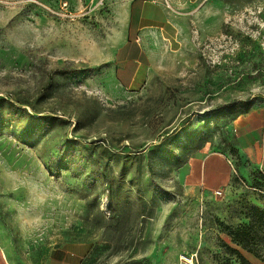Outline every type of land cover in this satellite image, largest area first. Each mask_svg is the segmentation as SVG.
<instances>
[{
	"label": "rangeland",
	"instance_id": "1",
	"mask_svg": "<svg viewBox=\"0 0 264 264\" xmlns=\"http://www.w3.org/2000/svg\"><path fill=\"white\" fill-rule=\"evenodd\" d=\"M115 1L0 0V250L264 264V0H163L148 27L119 23ZM127 30L131 87L114 76ZM218 155L222 186L202 173Z\"/></svg>",
	"mask_w": 264,
	"mask_h": 264
},
{
	"label": "crops",
	"instance_id": "2",
	"mask_svg": "<svg viewBox=\"0 0 264 264\" xmlns=\"http://www.w3.org/2000/svg\"><path fill=\"white\" fill-rule=\"evenodd\" d=\"M115 2H119L118 6L120 8V11H118V22L124 25L144 24V27L155 25L162 22V18H165L167 12L163 0H116ZM133 28H135V26ZM135 37L132 39L127 30L124 37H122L125 41L120 46H118L114 53L115 59L120 56L121 58H124L123 65L114 66V76L116 80L124 87H131L136 84V81L138 79V71L140 70L139 66L141 50L139 45L137 44V38ZM129 51H131L130 56H128ZM260 138L261 151L259 158L261 160V163L259 169L261 167H264V130L261 131ZM248 140L250 141L248 144H246V146H241V149L244 152L241 153L240 149V154H246L250 158H253V148L259 140L257 138H254L253 136L248 138ZM229 164L231 163L229 162ZM225 168V160L218 155L217 157L210 159V161L204 164L202 173L206 178L213 177L219 185H223L225 181H228V176H225ZM248 170L246 169L247 172ZM0 264H12V262L5 256V254L1 250Z\"/></svg>",
	"mask_w": 264,
	"mask_h": 264
},
{
	"label": "built area",
	"instance_id": "3",
	"mask_svg": "<svg viewBox=\"0 0 264 264\" xmlns=\"http://www.w3.org/2000/svg\"><path fill=\"white\" fill-rule=\"evenodd\" d=\"M216 193L219 194L220 191L217 190ZM192 260H193L192 258H189V259H188V258H182V262H183V263H182V262H181V263H182V264H193Z\"/></svg>",
	"mask_w": 264,
	"mask_h": 264
},
{
	"label": "trees",
	"instance_id": "4",
	"mask_svg": "<svg viewBox=\"0 0 264 264\" xmlns=\"http://www.w3.org/2000/svg\"><path fill=\"white\" fill-rule=\"evenodd\" d=\"M261 179L264 180V175H262ZM256 210H258V209H256ZM258 211H259L260 213H262V218H264V211H261V210H258Z\"/></svg>",
	"mask_w": 264,
	"mask_h": 264
}]
</instances>
